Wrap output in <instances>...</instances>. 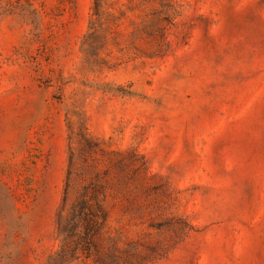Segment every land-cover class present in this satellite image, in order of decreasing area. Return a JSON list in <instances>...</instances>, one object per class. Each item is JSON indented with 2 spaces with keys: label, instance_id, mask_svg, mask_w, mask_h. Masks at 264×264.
I'll list each match as a JSON object with an SVG mask.
<instances>
[{
  "label": "rangeland",
  "instance_id": "1",
  "mask_svg": "<svg viewBox=\"0 0 264 264\" xmlns=\"http://www.w3.org/2000/svg\"><path fill=\"white\" fill-rule=\"evenodd\" d=\"M0 264H264V0H0Z\"/></svg>",
  "mask_w": 264,
  "mask_h": 264
},
{
  "label": "trees",
  "instance_id": "2",
  "mask_svg": "<svg viewBox=\"0 0 264 264\" xmlns=\"http://www.w3.org/2000/svg\"><path fill=\"white\" fill-rule=\"evenodd\" d=\"M80 203L84 205L86 202L82 199Z\"/></svg>",
  "mask_w": 264,
  "mask_h": 264
}]
</instances>
